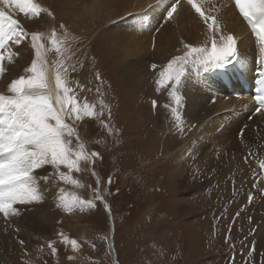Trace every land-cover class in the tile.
Segmentation results:
<instances>
[{"label": "rangeland", "instance_id": "1", "mask_svg": "<svg viewBox=\"0 0 264 264\" xmlns=\"http://www.w3.org/2000/svg\"><path fill=\"white\" fill-rule=\"evenodd\" d=\"M35 2L46 9L36 18L14 6L0 4V8L28 32L43 33L53 80L57 62L62 60L72 86H81L76 89L79 97L96 104L98 111L101 101L107 106L101 119L114 130L107 132L95 118H85L77 126L87 149L103 157L94 167L100 173L99 185L91 171L72 173L84 185L78 187L56 179L51 165L34 170L37 177L51 175L47 184L39 181L46 189L44 199L16 205L19 215L7 227L0 225V264H264V176L260 169L264 143H255L256 147L235 139L232 149H217L206 158L208 153L201 151L204 144L191 136L198 133L185 122L179 86L169 84L157 92L159 72L151 74L145 88L130 84L126 55L118 54L115 42L110 41L111 26L121 19L104 23V16L100 18L97 12L93 18L89 4L82 0ZM138 10L131 15L142 16L145 8ZM53 31L67 49L63 56L51 45ZM121 32L125 34L126 28ZM9 52L14 53L11 61ZM0 54L5 57L0 94L12 95L8 86L29 75L26 69L35 52L29 38L20 45L9 41ZM99 186L113 217L102 200L83 211L69 212L62 206L61 189L69 198L87 200L94 199L92 190ZM65 236L76 239L79 250L66 245Z\"/></svg>", "mask_w": 264, "mask_h": 264}, {"label": "snow or ice", "instance_id": "2", "mask_svg": "<svg viewBox=\"0 0 264 264\" xmlns=\"http://www.w3.org/2000/svg\"><path fill=\"white\" fill-rule=\"evenodd\" d=\"M188 3L199 13L208 28L212 29L216 24V18L205 15L197 0H188ZM0 4L5 7L14 6L20 13L31 18L39 17L46 11L35 0H0ZM235 4L251 26L262 46L261 51L264 52V0H235ZM178 5L179 0H172V4L165 9L169 19L176 12ZM29 38L35 52L34 60L26 69L29 75L21 76L10 83L8 90L12 95L0 94V157H3L0 159V214L4 218L19 215L20 210L16 207L18 204L43 201L46 189L41 187L39 181L42 180L47 184L51 175L37 177L33 174L36 169L51 165L56 179L78 187L84 185L73 177V172L91 171L93 175H98L94 167L103 157L100 153L87 149L77 131L79 122L84 121L85 118H95L107 132L111 133L114 130L109 123L101 119L105 115L104 109L107 106L101 101L98 111L96 104L79 97L76 89L81 86L78 83L76 88L72 86V82L68 79L69 69L64 67L62 60L57 62L54 84L50 82L43 33L28 32L17 19L13 18V15L0 8V49L6 48L9 41L20 45ZM50 40L56 53L63 56L67 49L62 47V42L57 39L55 31L52 32ZM185 47L188 50L183 56L174 57L159 72V79L156 81L158 90L169 84L180 85L189 66L193 69L204 66L207 69L221 62L229 63L230 58L238 55L236 41L232 35L221 36L219 46L213 36L210 50L207 47L191 45ZM13 55L14 53L9 52L7 59L11 61ZM4 59V55L0 54V76L5 72L2 63ZM155 68L156 65H153V69ZM72 71H75V66H72ZM259 75L258 83L264 84V70ZM96 79H100L99 73H96ZM256 100L259 107L264 108V90L257 95ZM176 103H180L179 97L176 98ZM152 106L155 108L157 101L153 100ZM172 111L176 113L177 110L173 108ZM107 116L110 120V108ZM176 119H180L178 114ZM62 167L67 171H62ZM260 169L261 175L264 176V161L260 163ZM107 182L111 184V176L108 177ZM100 183L101 181L97 179V184ZM92 191L94 199L84 200L79 196L69 198L61 189L59 199L65 210L71 212L79 208L83 211L86 208H94L95 201L103 199L99 195V187ZM251 201L252 196L249 194L248 202ZM58 235L63 236L62 233ZM63 242L71 246L74 251L80 248L76 239L65 236ZM20 243L23 245L25 242L21 240ZM49 247L52 253L57 252L52 242H49Z\"/></svg>", "mask_w": 264, "mask_h": 264}, {"label": "bare ground", "instance_id": "3", "mask_svg": "<svg viewBox=\"0 0 264 264\" xmlns=\"http://www.w3.org/2000/svg\"><path fill=\"white\" fill-rule=\"evenodd\" d=\"M82 2L89 4L88 11L91 17L95 18L94 12L99 13L100 18L104 16V23L121 19L119 23L112 24L110 41L115 42L118 54L124 52L126 55V73L130 78V84L141 85L142 88L150 85L152 73L160 72L174 57L183 56L188 50L186 45L207 47L210 50L213 36L219 46L221 36L232 35L236 41L238 55L230 58L231 62H221L207 69L204 66L195 69L189 66L186 76L178 85L183 94V105L186 107L185 122L198 133L196 136L192 133L194 135L191 136L197 143L204 144L201 151L203 155L208 153L206 158L213 156L217 149H232L237 144L234 142L235 139L238 143L246 142L251 146H256L255 143H264V108L255 105L251 93L244 90L239 81L240 76H246L251 81L259 76L264 65V52L261 51L262 46L247 21L235 16L231 0H197L205 15L216 18V24L212 29L208 28L188 0H179L177 10L171 19L167 17L165 9L172 4V0H163V3L161 0H82ZM143 8L146 12L144 11L142 16L131 15V12L138 9L143 11ZM125 28L126 33L123 34L121 31ZM130 38H133V41ZM153 65H156L155 69ZM49 77L50 82L54 83L51 67ZM225 78L232 80L230 81L232 87H227ZM158 79L157 77L155 80ZM156 91L160 92L158 89ZM229 112L232 119L229 118ZM223 125H226V128H223ZM256 125L259 126L254 128ZM95 173L98 174L96 179H100V173L97 170ZM99 195L103 197L102 201L104 205L107 204L105 206L110 213V204L101 189ZM2 216L0 214V225L4 227H7L5 225L10 224L9 220L14 218L2 219Z\"/></svg>", "mask_w": 264, "mask_h": 264}]
</instances>
